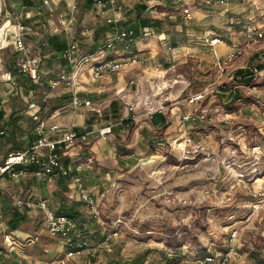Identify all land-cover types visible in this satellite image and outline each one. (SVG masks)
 Here are the masks:
<instances>
[{
	"label": "rangeland",
	"instance_id": "374dc122",
	"mask_svg": "<svg viewBox=\"0 0 264 264\" xmlns=\"http://www.w3.org/2000/svg\"><path fill=\"white\" fill-rule=\"evenodd\" d=\"M35 1L32 15L37 12L25 19H35L36 25L45 24L47 33L56 30V33H61L60 29H57L60 23L59 12L68 7L71 27L69 32L75 35L72 40L78 43L81 52L90 51L93 43L106 41L109 36H106L105 30L111 29L113 24L115 27H134L137 30L136 39L128 49L135 54L149 52V56H140L144 57L142 65L137 64L128 70L110 74L103 81L90 82L87 72L82 73L85 85L89 87L91 85L96 89L94 96H104L109 102L106 107L107 118H103L110 119L114 124V131L120 135L116 136L112 143L107 142L109 148L105 150L115 147L116 152L107 151L108 157L101 164L93 158L90 161L84 160L86 153L80 159L87 164L90 163V193L99 210L109 212L112 224H105L100 216L96 217L99 226L90 224V219H87V236H90L93 242L90 243V250L85 247L84 251L80 250L78 254L65 257L66 246H63L59 255L57 248L61 244L60 241L52 239L46 232L38 233V240L31 246H27L29 237L16 239L22 247V252L37 256L43 261L41 264H114L113 260L132 259L149 248L151 251L146 253L143 264H196L189 259L190 256L223 247L230 231L235 229L236 251L228 264H264V175L245 177L241 174L247 169L255 174L256 167L264 155L262 153L264 134L256 136L250 129L252 139L255 138L260 144V148L253 151L250 148L249 137L243 133L242 125L238 124L241 118H245L251 125L258 127V132L264 133V110L256 99L259 96L242 102L235 112L226 111L222 105L210 99L206 110L212 116V122L192 125L182 123L179 117L178 121L175 119L178 125L174 132L164 135L161 143L154 129L147 130L150 134L146 137L144 132H141V127H133L132 134L127 139L132 122L124 127L119 125L126 117L134 116L135 121L142 114L146 115V111L154 109L160 100L167 104L178 101V106L185 107L181 100L187 93L199 90L208 83L229 80L238 69L249 64L253 53L262 50L260 49L263 47L262 43L254 46L223 73L218 72L212 63L214 49L199 39L201 24L192 21L194 19L192 17L186 18V15H182L184 7H188L191 12V9L197 8H194V5L201 6L209 10L208 18L219 17L218 24L206 23L203 28L211 27L232 46L242 42L241 20L246 14H256L257 16L254 15L256 20L264 19V0H223L221 4L210 6H204L203 0H162L172 5L171 17L166 13L164 15L155 13L156 8L159 10L160 6L150 7L146 11L143 9L138 13L139 8L136 5L145 4L142 0H113L101 9L94 5L86 9L85 0H70L68 6L64 0H47L49 5L44 4L42 0ZM145 5L147 7V4ZM154 15H160V18L153 17ZM143 17L159 19L161 23L159 28L157 27L158 30L156 27H148V35L142 36L139 19ZM201 31L203 32V29ZM158 33L165 37L163 44L156 42ZM173 42L175 44H172ZM168 45H179L187 49L196 45L198 48L201 47L197 50L190 49L176 59L173 51L167 49ZM115 46L117 49L122 47L118 44ZM8 49L9 47L3 49L0 57L5 58L11 53ZM46 50L41 53L44 54L42 59L44 58L46 66L50 64L51 70L41 73V77L43 75L44 77L42 80L38 79L44 85L41 91L38 92L36 89L29 91L31 88V83L27 81L29 78L20 72L11 75L8 81L15 82L11 85L17 86L18 93L14 96L19 97V100L25 97L41 104V116L44 118L53 110L63 107L62 110H58L59 114L55 119L60 120L59 123H64L61 117L69 111L65 104L71 90L62 83L50 87L49 81L57 78V74L61 72L60 68L65 66V63L57 58L51 59L52 55ZM124 50L127 51L125 48ZM121 52L119 50L111 53L116 56ZM188 53L193 55L189 56ZM18 58L12 56L16 69L20 67L17 64ZM130 79H134L131 89L129 84L125 85V81ZM18 82L25 89H20L21 93ZM1 90H4L6 97L12 92L7 86ZM130 102L134 104L132 110L128 109L129 104H125ZM186 110L190 108L187 107ZM133 112L134 115L131 114ZM228 115L230 118L226 119ZM85 117H81V120L90 119V114L86 113ZM14 119L8 122L9 128L13 124L16 125L17 119ZM20 124L22 130L12 132L8 129L7 135L11 131L12 134L21 137L26 136L24 133L26 129L33 131L32 119L29 121L24 119ZM84 124L86 125V121ZM163 132L166 133V129H163ZM89 137L98 139L95 133ZM13 141L18 142L16 147L9 148L4 143L0 146V158L7 151L17 150V146L22 145L19 143L20 139ZM165 142L169 143L168 147L165 146ZM80 174L82 176L81 171ZM128 175H131L132 182L128 180ZM83 177V182H87ZM17 183L19 182L8 178L1 183L0 199H3L1 200L5 208L3 215H6L2 216L3 224L0 228L2 252L6 251V248L2 247L5 246L2 239L8 236L4 238L3 232L10 217L7 214L12 213L10 202L17 198L15 195ZM40 186L43 191L45 190L44 199H55L51 190L54 192L55 186L57 188L60 185L56 183L46 186L41 183ZM85 187L88 190L87 184ZM65 194L71 198L69 191ZM65 203L67 206L71 202ZM24 224L26 222L22 223L23 227ZM114 230L117 234L109 238L111 249L99 248L93 252V247L101 239V232L106 231L107 235H110ZM174 237L180 239L181 246L172 249L165 243L174 242ZM162 251H166L169 256L162 254ZM0 257L4 259L2 264H11L6 254ZM13 258L18 260L19 257Z\"/></svg>",
	"mask_w": 264,
	"mask_h": 264
},
{
	"label": "built area",
	"instance_id": "2783aa9c",
	"mask_svg": "<svg viewBox=\"0 0 264 264\" xmlns=\"http://www.w3.org/2000/svg\"><path fill=\"white\" fill-rule=\"evenodd\" d=\"M44 4L49 5L47 0H42ZM100 8H104L113 0H93ZM208 2V1H207ZM209 3V2H208ZM219 4L223 3V0L218 1ZM186 18H191V12L188 7L182 9ZM264 14V13H263ZM8 16H17L14 11H7ZM257 18L250 15L242 25V42L237 45L229 47L224 55H213L212 63L218 72L223 73L234 61L245 54L249 49L254 46L260 45L264 42V19L256 20ZM260 19V18H258ZM116 21L119 19H115ZM258 21V22H257ZM20 31L16 35L15 48L23 55L26 54V48L22 41L21 31L22 25H18ZM209 30V29H207ZM136 30L128 26L116 27L112 34L105 41L104 45L100 46L93 53L81 52L79 45L75 41H72L61 52V57L65 58L66 66L61 69V72L57 74L55 80L49 81V86L53 87L58 83H62L64 86L70 88V97L68 106L73 109L84 107L88 114L94 116V125L89 128L88 125H83V128L75 130L73 127L61 128L55 122H48L46 118L41 117L36 110L32 114L34 120L33 133L35 135V141L31 145L23 149L9 151L4 159L0 162V188L2 182L6 178H17L24 174L28 167H36L38 171H41L44 175L55 176L56 178H66L73 185L74 190L77 192L78 199L86 207L94 217L98 216V209L96 201L91 193L84 186L83 179L80 174L81 165H63L61 156V148H67L74 145L77 138L84 140L87 135L95 133V136L102 140L108 141L113 135L112 127L113 123L110 119H103L104 111L106 110L108 101L104 97L98 98H86L80 94V88L82 81L80 76L83 72H89L91 77L95 80H103L106 76L121 72L130 67L136 66L142 63L137 54L128 49L131 44L135 42ZM206 32V31H205ZM140 34L142 36L148 35V27H140ZM204 43L213 47L218 43L223 42V37L212 30L205 33L202 37ZM123 42L121 49L124 53L120 55H112L111 52H118L121 49H117L115 43ZM124 48L127 50L125 51ZM175 46H167V49L171 51L175 50ZM264 49V47H260ZM105 51H108L104 57ZM259 51V50H258ZM178 52V51H177ZM99 58H96L97 55ZM192 56V54H189ZM262 68H256V65L249 64L243 68L246 70V74L234 75L229 80L220 82L208 83L203 88L194 92L187 93L181 102L185 107H189L190 110H186L180 114V120L182 123L200 124L212 122V116L205 108L201 109L200 102L208 95L210 99H215L217 93L234 94L238 87H243L245 91L252 96H259L261 100L264 98V88L256 84L241 85L239 81L249 77H264V57L261 55ZM40 59L38 57L26 58L21 64V72L26 74L27 77L37 82L40 79ZM210 99L208 100L210 102ZM33 99L29 102V106H34ZM164 104L159 102L157 106L146 111V117L150 118L153 112H160ZM2 106L0 103V136H4L7 129L4 124V117L1 114ZM129 109H133V104L129 105ZM230 118L229 115L226 119ZM122 122V121H121ZM251 150L256 151L259 149L258 145H252ZM27 206H36L42 212L45 228L47 232L59 239L61 243L66 246V254L70 256L78 253L82 248L88 247L90 250V242L82 240H74L79 235V229L77 220L67 216L66 214L56 213L51 209L44 200L29 201L25 203ZM117 233L113 231L110 235H106L103 240L98 241L96 246L93 247V252L99 248L111 249L110 236H115ZM236 234L235 229L231 230L227 242L223 247L213 250L210 253H206L199 256H190L189 259L195 261L197 264H228L229 259L235 254L236 251Z\"/></svg>",
	"mask_w": 264,
	"mask_h": 264
},
{
	"label": "crops",
	"instance_id": "0c3cea01",
	"mask_svg": "<svg viewBox=\"0 0 264 264\" xmlns=\"http://www.w3.org/2000/svg\"><path fill=\"white\" fill-rule=\"evenodd\" d=\"M142 1L145 2V4H147L145 11L147 9H149L150 7H154V6H160L161 7L162 6V7H164V9H162V7L161 8L158 7L159 10L156 8L155 13L160 14V15H162V14L164 15L166 13V14H169V17H171V15L173 16V14H172L173 12L170 9V8H172L171 7L172 5H169L165 2H163L162 0H148V1L142 0ZM64 2L68 6L70 0H64ZM194 2H196V1H194ZM34 4H36L35 0H34ZM62 4H64V3H62ZM93 5H94V7H98L99 9H101L96 3H94ZM33 6H31V7L25 6L24 7V5H22V3L19 0H9L7 2L0 0V55H2L3 49H7V47H9L8 50L11 52L8 55H6L5 58L0 57V103H1V106L3 108L2 113H3L4 124L6 126V129L7 130L10 129L12 132H13V130H15L17 132H19L20 129L22 130L20 123L23 122L24 119L28 120V121L31 120L32 114L35 113L36 110L39 112V109L41 108V104L34 100L35 105L30 107L29 106V102L31 101L30 98L26 99L25 97H22L21 100H19V97L14 96L15 94L18 93L17 92L18 91L17 86L15 85L13 87L11 85L12 83H15V82L14 81L9 82L8 81L9 77H11V75L14 76L17 72L22 73L21 72V64L26 58L38 57L41 61V63H40V80H42L44 75L41 77V73L50 72L51 69L49 67V65H50L49 63H48V66H46L44 58L42 59V57H44V54H41V53L44 52L45 49H47L46 51L52 55L51 59L57 58L61 61V58H60L61 52L53 51L48 46L49 44H47V42H46L47 36L52 35V34L57 35L60 40H63L66 43L65 48L68 46V44L70 42L73 41L72 39L75 38V35H73V34H71V32H69V29H71V27L69 26L70 15L68 13V7H65V9H63L59 12L60 23L58 24L57 29H60L59 32H61V33H56L57 30L54 31L53 33L52 32L47 33V29H45V24L40 25L37 23V25H36V23H34L35 19H28V20L25 19V18H29L30 16H33L37 12V11L34 12L32 15V12H33L32 7ZM195 7H197V8H195ZM88 8H90V6L86 7V9H88ZM194 8H195L194 10L191 9V15H192L191 17L194 18L192 21H194L198 24H201V30L203 29V32L201 30H199V33L201 36L199 39L201 40L203 35L205 33H208V31H210V30H205L203 28V26H205L204 24H206V23L209 24L211 22L212 23L214 22V24H216V22H217V24H218L219 17L218 18L214 17V18L210 19V18H208V16H210L209 10L202 8L201 6H195V5H194ZM7 11L8 12L14 11L17 16H8ZM167 11H169V12H167ZM97 12L98 11H96V13ZM151 12L152 11H150V13ZM218 13H220V12H218ZM118 14L119 13H117L116 15L118 16ZM160 15H154L153 17L160 18ZM182 15H184V14H182ZM1 16H2V18H1ZM61 17H63V18H61ZM23 19H24V21H23ZM184 19H186V18L184 17ZM198 19H199V21H198ZM19 24L23 26V30L21 31V34H22L23 44L26 48V54H24V55L15 49L16 35L20 31V29L18 27ZM112 25H111V29L105 30L107 37L112 34V32H113L112 29L113 28L115 29L117 27V26L115 27ZM164 38L165 37H161L159 34L158 40L156 39V42L163 44L165 41ZM201 41H203V39ZM262 44L264 47V42ZM229 46H230V42H225V40H223L222 43H218L215 46L210 47V48L214 49L213 51L215 52V54L224 55L227 52V50L229 49ZM175 47L176 48L173 51V54H174V56H176L175 57L176 59L180 58V56H179L180 54H184V53L188 52V50H190V49L197 50V48H198L197 45L191 46L192 48H188V49H187V47L183 48L182 46H179V45H177V46L175 45ZM200 47L201 46H199V48ZM121 51H122L121 54L124 53V51L122 49H121ZM177 51H178V53H176ZM107 53H108V51H105L103 56L105 57ZM31 54H33V55L31 56ZM188 54L193 55V53H188ZM12 56H13V58H14V56H16L17 58H18V56H20L18 58L19 62L17 63L20 66L19 69H16L15 64H14V60H12ZM137 56L140 59H142V63L139 64V65H142L144 62V57H140V56L148 57L149 52H143L141 54H137ZM99 57H100V55H97L96 58H99ZM65 66H62V68ZM62 68H60V69H62ZM130 68H132V67H130ZM130 68H128V69H130ZM128 69H125V70H128ZM87 74L89 76L88 79H90V82L103 81L107 77L106 76L105 79H103V80H95L91 77V74L89 72H87ZM80 79L82 81V86L80 88V91H81L80 94H82L83 97H86V98L104 97V96H99V95L94 96V92L96 91V89H94V87L91 85H90V87L88 85H85L86 81H84V79L82 78V74L80 76ZM133 80L134 79H130L127 82L125 81V85L129 84L128 86L130 87V89L134 85ZM27 81H28V83L29 82L31 83V81L29 79ZM18 84L20 85V87L18 88L19 92H20V89L23 90L24 86H22L20 84V82H18ZM36 84H37L36 91H38V92L41 91V87L44 86L43 83L41 81H38V83H36ZM120 84H121V82L119 83V85ZM125 85H124V88H125ZM4 86H7L8 88H10L12 90V92L9 94V96L7 95V97H6V93L4 92V90L3 91L1 90V88H3ZM121 87H123V86H121ZM28 90L31 91V89H28ZM13 91H14V93H13ZM84 91H86V92H84ZM88 91H90V93H88ZM69 94H71V92H69ZM161 101L162 100H160L159 102H161ZM19 102L21 103L22 106L18 105ZM68 102H69V99H68L67 103L65 104V107L66 108L68 107L67 110H69V111H66L68 113H66L64 116L61 117L62 118L61 120L64 123H59L60 120L58 121L55 119L57 114H59L58 110H60V109L62 110L63 107L53 110L50 113V115L48 117H46V118H48L47 121L48 122H55L61 128L73 127L77 130L80 128H83V125H85L84 123L86 120H81V117L86 116V113H87L86 109L84 107H79L77 109H73L67 105ZM177 102L178 101H173V102H170L169 104L163 103L164 107L162 108V113H164V115L167 118H169V120H170V123L165 128L166 133L165 132L164 133L166 135L170 134L172 131L174 132L175 127L178 125L177 119L179 118L181 113H183L184 111L186 112L187 107L186 108L180 107L177 105V104H179ZM125 104L130 105L133 103L130 102V103H125ZM174 104H176V105H174ZM170 105H173V106L170 107ZM112 109H114V108H112ZM128 109H129V106H128ZM134 113L135 112H133L131 114L134 115ZM113 114H115V112H113ZM14 118L17 119L16 125L13 124L11 126V128H9L10 126H8L7 124H8V122H10V121L12 122L13 120H15ZM133 119H134V116L133 117H131V116L126 117L123 120V123H121L119 125H121V127H124L126 125L128 126L129 122H132V124H134L135 128L141 127V129H140V130H142L141 132H144L146 137H148L150 133L147 132V130L148 131L150 129L152 130V128L150 126L149 118H147L145 115L143 116V114H142L135 121H133ZM91 125H94L93 122L91 123ZM11 131H9L8 135L6 132L4 136L0 137V146H2L4 143V145L8 146L9 148L16 147V144L18 142H15L13 140L14 139H16V140L20 139L21 142H19V143L22 145L17 146V147H18V149H23V148L28 147L29 145H31L35 141V136L33 134V131L30 132V130L28 131L26 129L24 131L26 136H21V137H18L16 134H12ZM145 131H146V133H145ZM112 132H113V135L108 140L109 142L108 141H102L100 139H94L93 137H89V135H90L89 134V135H87V137L84 140L77 138L74 142V145L67 147V148H63V147L61 148V156H62L64 166H66V165L71 166L74 164H80L81 165L82 176H84L83 178L85 180H87V182L85 181L84 186L87 184V188H88L89 192H90V163L87 164L84 160L90 161L93 158L95 160H98V162L101 164V162L105 161L106 158L108 157V155H106V153H109V152L115 153L116 152L115 147H112V149H107V151H109V152H107L105 150L106 148H109L107 146V144L112 143V141L115 140L116 136L120 137L119 134H116V132L114 131V128L112 129ZM128 133H129V131H128ZM131 134H132V132L130 133L129 136L127 134V139L131 136ZM85 153L87 154V156H86V158H84V160L81 161L80 159ZM84 171H85V173H84ZM8 180H13V181L16 180L17 182H19V183H17V189L15 191V195L17 196V198L12 199L13 201L10 202L11 203L10 205L12 207L11 208L12 213L17 210V212L24 215L25 218L18 222L17 228L14 230H10V228L8 227L7 222L10 219V217L6 221V223L4 222L5 226H6L5 228L7 229V231H5L6 230L5 229L3 232V235H4V238L6 236H8V237H6V239H2V243L5 245L2 247L6 248V251H4V252L0 251V256H3L6 254V256L8 258H10L11 264H41V262H43V261L39 260L37 258V256H33V254H27L26 252H22V247L19 246L20 243L17 241L18 239H20L22 237L23 238L29 237L30 238L28 240L29 245H27V246H31L33 244L35 245V242L38 240V233L41 234L43 232H46L50 236V234L47 232V230L45 228L41 210L39 208H37L36 206H30L29 207L25 203H27L29 201L44 200L45 202H47L49 204L51 209L53 208L56 210L58 207H60V205L65 204L66 201L67 202L73 201V202L77 203V200H78L77 192L74 190L73 185L70 183V181L68 179H66V178H59L58 179L55 176L44 175L41 171L25 172L24 174L18 176L17 178H8ZM41 183H44L46 186H47V184L55 185L56 183H58L60 185L59 187L57 186L58 189L55 186L54 192H53V190H51L52 194H54V195H52V197H55V199H48V198L44 199L43 194L45 193V190L43 191V188H41V186H40ZM68 191L70 193L71 198L66 196V194H65ZM20 194H22V195H20ZM1 200H3V199H0V228L2 226L1 224H3V222H1L2 216L3 217L6 216V215H3L5 208H3L4 207L3 201H1ZM10 205H8V206H10ZM6 212H9V211L6 210ZM11 214L8 213L7 215H11ZM25 222H26V224H24V227H23L22 223H25ZM33 237H35V238H33ZM50 237L54 240L57 239L56 237H52V236H50ZM57 240H59V239H57ZM60 243H61V241H60ZM6 245H7V247H6ZM63 246L64 245L61 243V244H59V246L57 248L59 255L61 254V252L64 248ZM82 250L84 251V249H82ZM80 252L81 251H79L78 253H80ZM2 253H4V254H2ZM78 253H75V254H78ZM12 256L13 257L14 256L19 257V258L17 260V258L14 259ZM64 256L65 257L67 256V254L65 252H64ZM60 259H61V261H64L63 258H60ZM3 260L4 259L0 257V264H2ZM6 260H8V259H6ZM66 260H71V259H66Z\"/></svg>",
	"mask_w": 264,
	"mask_h": 264
},
{
	"label": "trees",
	"instance_id": "16d2710c",
	"mask_svg": "<svg viewBox=\"0 0 264 264\" xmlns=\"http://www.w3.org/2000/svg\"><path fill=\"white\" fill-rule=\"evenodd\" d=\"M22 5L25 6H33L35 5L34 4V0H19ZM209 3H208V2ZM218 1L220 0H203V3H204V6H210L212 4H217ZM95 2L93 0H85V6L86 7H91ZM207 4V5H206ZM137 8H139V12L138 13H141V11H143V9L146 8V5L144 3H139V5H136ZM217 10V9H216ZM218 11V10H217ZM250 15H253L252 13H249V14H246L243 19L241 20V28H242V25L244 24V22L247 20V18L250 16ZM256 15V14H254ZM257 16V15H256ZM259 18V17H258ZM140 20V23H139V26L140 27H158L159 24L161 23V21L159 19H150L149 17H143ZM129 27V26H128ZM135 30L134 27H131ZM159 28V27H158ZM158 28L156 30H158ZM210 28V29H209ZM212 30L214 31L211 27H208L205 28V30ZM137 31V30H136ZM135 31V32H136ZM216 32V31H214ZM218 33V32H216ZM219 34V33H218ZM46 42L47 44H49L48 46L53 50V51H59V52H62L64 51L65 49V46H66V43L63 41V40H60L58 38L57 35L55 34H52V35H48L47 38H46ZM105 41H100L98 44L96 43H93L91 45V48H90V51H86V52H90V53H93L94 51H96L100 46L104 45ZM118 44L120 46H122L123 42H118V43H115V45ZM172 44H175L174 42ZM261 55L262 57H264V49L262 50H259L255 53H253V57L252 59L250 60L249 64H254L256 65V68L260 69L263 67L262 63H261V59H260V56ZM61 58V62L65 63L68 62L66 61L65 58L63 57H60ZM248 64V65H249ZM246 70L244 68H240L236 71V74L235 75H244L246 74L245 73ZM239 84L241 85H246V84H256L258 86H264V77H249V78H245V79H242L239 81ZM31 88L30 89H36L37 88V84L35 82H31ZM70 97V94L68 96V99ZM252 98H254L251 94L247 93L245 91V89L243 87H238L235 91L234 94H227L225 95L224 93H217L216 96H215V99L212 101V102H216V103H219L220 105H222L224 107V109L228 112H235L237 111L239 105L242 103V102H248L249 100H252ZM210 98L208 97V95L200 102V109L201 107L202 108H205L206 109V105H209L208 104V100ZM257 101L260 103L261 105V108L264 110V98L261 100L260 98H256ZM41 109H39V112L38 114L41 116ZM1 114L3 115V113L1 112ZM107 111L105 110L104 111V114H103V117L104 118H107ZM42 117V116H41ZM102 117V118H103ZM103 118V119H104ZM33 120V119H32ZM95 121V118L93 115L90 114V119L86 120V125H88V127L90 128L91 127V123ZM34 121V120H33ZM123 122V121H122ZM149 122H150V126L152 129H154V131L156 133H158V138L160 140V143L161 141L163 142L164 140V135H166L164 132H163V129H165L168 124L170 123V120L169 118H167L164 113H162V111L160 112H153L151 114V117L149 118ZM239 125H242V128H243V133L244 134H247V136L249 137V141L251 142L250 143V147L252 145H258L259 148H260V144L257 143V141L254 139H252L251 135L249 134V131L250 129L252 130V133H254V135L256 134V136L258 135H263L264 133L263 132H258V127L256 125H251L247 119L245 118H241V120L238 122ZM194 125V124H193ZM34 127V126H33ZM134 127V124H132L129 128V133H128V136L130 135L132 129ZM264 128V127H263ZM75 129V128H74ZM77 130V129H75ZM192 133V132H190ZM1 137V136H0ZM251 138V139H250ZM165 146L168 147L169 143L168 142H165L164 143ZM166 147V148H167ZM11 151V150H10ZM9 151H7L6 153H4V155H2V158H0V162L4 159L5 155L8 153ZM262 153L264 154V149L262 151ZM38 171V169L36 167H28L26 169V172H36ZM241 174L245 177H252V176H262L264 175V155L262 156V160L260 161L259 163V166L256 167V171H255V174H252L251 170L247 169V170H244L241 172ZM129 176V175H128ZM128 180L130 182H132V178H131V175L129 176ZM66 204V203H65ZM65 204H62L60 205V207H58L55 212L56 213H62V214H66L67 216L71 217V218H74L77 220V225H78V229H79V235L77 237H75L74 240L76 241H88V242H93L91 240V238H89L90 236H87V226H88V222H87V219H90V224H93V225H96V226H99V224L97 223L96 221V217H94L92 215V213H90V210L88 207H86L81 201H77L76 202H71L69 205H65ZM98 209V216H100V218L102 219V221L105 223V224H112V219L110 217V214L109 212H103L101 210H99V207H97ZM25 218L24 215L20 214L19 212L15 211L13 212L11 215H10V219L8 220V227L10 228V230H14L17 228V225H18V222L20 220H23ZM103 226V225H101ZM100 226V227H101ZM99 227V228H100ZM102 228V227H101ZM116 231V230H114ZM103 232V233H102ZM101 232V239L100 240H103L104 237L107 235V232L106 231H102ZM113 232V231H111ZM110 233V232H109ZM51 236V235H50ZM54 237V236H52ZM228 239V238H227ZM227 239H226V242H227ZM100 242V241H99ZM225 242V243H226ZM168 247L174 249L176 247H179L181 246V241L180 239H178L177 237H174V242L170 243V242H167L165 243ZM224 246V245H223ZM151 249L147 248L143 253H140L138 255H136L134 258L132 259H126V260H123V261H120V260H113L112 262L114 264H143V262L145 261V257H146V253L150 252ZM212 251H209V252H206V253H210ZM204 253V254H206ZM162 254H165V255H168L166 251H162ZM203 255V254H201ZM169 256V255H168ZM195 256H199V255H195Z\"/></svg>",
	"mask_w": 264,
	"mask_h": 264
}]
</instances>
